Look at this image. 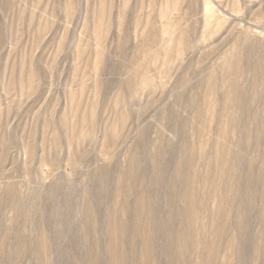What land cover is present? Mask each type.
<instances>
[{"label": "rangeland", "instance_id": "374dc122", "mask_svg": "<svg viewBox=\"0 0 264 264\" xmlns=\"http://www.w3.org/2000/svg\"><path fill=\"white\" fill-rule=\"evenodd\" d=\"M0 264H264V0H0Z\"/></svg>", "mask_w": 264, "mask_h": 264}]
</instances>
